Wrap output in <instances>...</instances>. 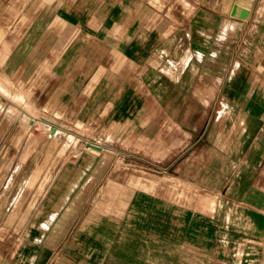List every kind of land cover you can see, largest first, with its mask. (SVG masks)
Here are the masks:
<instances>
[{"label": "rangeland", "instance_id": "obj_1", "mask_svg": "<svg viewBox=\"0 0 264 264\" xmlns=\"http://www.w3.org/2000/svg\"><path fill=\"white\" fill-rule=\"evenodd\" d=\"M145 1L164 38L190 31L196 74L220 83L230 60L224 78L241 89L200 103L194 88L170 119L169 71L161 105L121 86L129 42L109 29L121 0H0V264H263L249 232L264 227V0ZM224 19L243 23L231 49ZM87 142L103 150L39 208Z\"/></svg>", "mask_w": 264, "mask_h": 264}, {"label": "crops", "instance_id": "obj_2", "mask_svg": "<svg viewBox=\"0 0 264 264\" xmlns=\"http://www.w3.org/2000/svg\"><path fill=\"white\" fill-rule=\"evenodd\" d=\"M239 9H241V6ZM111 13L113 22L109 29L111 34H113V39L121 38L129 42V46L127 48L123 47V51L120 54L123 61L120 69L122 72L121 86L128 90L129 99L127 100H129V102H136L139 105H143L148 98L154 103L161 105L163 97L161 90L162 74H166L168 71L170 74L168 76L166 75V80L178 98H170L166 102L171 105L170 107L172 109L177 108V114L174 110L169 113L170 119H178L179 113L182 111V108H179L178 105L196 102L194 97L197 95L201 97H204L203 95L207 96L206 100L204 99L202 101L198 99V102L210 103V96H218L221 89L229 87L232 89V93H236L241 89V84L236 82V80L231 78L229 79V83H226V79L224 78L226 63L230 60L221 63L223 67L219 70L223 73V79H221L220 83L210 78H205L204 74H206L207 71L205 68L201 69L200 67V72L202 74H196L192 59L193 46L189 39L191 35L190 31H186L185 33L181 32L180 34L173 33L169 38H164L161 18L156 15L157 11L154 10L151 5H148L147 1L121 0L119 3L114 2L113 5H111ZM238 24L242 26L243 23H238L231 19H224L223 22H221L223 31H220L228 36L227 39L232 42L234 41L233 43L229 42L227 46L225 45L226 48H234L235 42L238 40L239 36L236 31H233L232 34L230 31L231 28L237 30L236 27L238 28ZM241 26L240 30L242 29ZM181 37H183L182 41L179 40ZM164 40L166 42L170 40L167 45L169 48L168 50L166 49L167 52L165 53H163ZM90 55H96L92 49ZM94 70L97 69L94 68ZM209 70L210 69H208V71ZM211 70H214V68ZM215 70L214 72H217ZM194 88L201 93L199 94L197 92L196 95ZM130 98H132V100ZM250 117L252 118V116ZM254 118L257 119V117ZM249 135L253 137L252 139L255 140V144H257L256 137L258 131L254 130L249 132ZM90 150V148L84 150L80 165L75 168L71 165H64L61 168L48 192L45 194L39 208L50 205V202L52 203V199L57 193L61 195L65 193V191H62L61 186L65 184L68 187L71 178L81 173L83 168L92 162L93 158L88 157V153L91 152ZM101 151H97V153ZM5 166L8 168V164ZM262 184V182L258 181L255 190L258 193V189H260L261 191L259 194L264 197V188L261 186ZM255 209L259 215L264 216V206L262 207L256 204ZM249 235L254 238L255 242L262 244L260 253L255 255L254 259L264 264V227H260L259 230L254 232H249ZM218 257V264H239L237 255H234L233 258H228L222 253ZM206 259L205 263L208 261L206 264H210V257L208 256ZM106 264H114V261L109 259ZM121 264L135 263L123 260Z\"/></svg>", "mask_w": 264, "mask_h": 264}, {"label": "bare ground", "instance_id": "obj_3", "mask_svg": "<svg viewBox=\"0 0 264 264\" xmlns=\"http://www.w3.org/2000/svg\"><path fill=\"white\" fill-rule=\"evenodd\" d=\"M36 1V0H35ZM242 1H245V0H242ZM248 1V0H247ZM239 7L240 6H238V10H237V12H238V14L240 15V16H242V17H246L247 16V14H248V7L247 6H245V5H242L241 6V9H239ZM7 38V37H6ZM33 119H38V117H36V116H33ZM34 121V120H33ZM23 130H25V127H23ZM87 143H90L91 144V142H87ZM87 143H86V145H87ZM91 145H94V146H90V145H87V147H89L91 150V152L90 153H88V157L89 158H93L94 156H95V154H97V151H101L102 150V148H103V146L102 145H99V144H96V143H92ZM87 157V158H88ZM4 169H7V166H5L4 167ZM133 183H135V182H133ZM131 185V184H130ZM133 185V184H132ZM185 185V184H184ZM171 186H173V185H171ZM146 187V186H145ZM177 187V186H176ZM183 187H185V186H183ZM171 189V188H170ZM173 189H174V187H173ZM172 189V190H173ZM175 190V189H174ZM177 190V189H176ZM179 191V190H178ZM171 192V191H170ZM169 192V193H170ZM176 192V191H175ZM174 192V193H175ZM183 192V191H182ZM194 193V192H193ZM175 195V194H174ZM195 195V194H194ZM177 198V197H176ZM177 200V199H176ZM183 200V199H182ZM179 201H180V199H179ZM178 201V202H179ZM184 201V200H183ZM185 203V202H184Z\"/></svg>", "mask_w": 264, "mask_h": 264}, {"label": "water", "instance_id": "obj_4", "mask_svg": "<svg viewBox=\"0 0 264 264\" xmlns=\"http://www.w3.org/2000/svg\"><path fill=\"white\" fill-rule=\"evenodd\" d=\"M92 144V143H91ZM90 143H87V145H90V146H94V145H91Z\"/></svg>", "mask_w": 264, "mask_h": 264}]
</instances>
